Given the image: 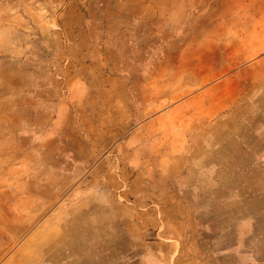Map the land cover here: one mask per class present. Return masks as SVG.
<instances>
[{"label":"rangeland","instance_id":"obj_1","mask_svg":"<svg viewBox=\"0 0 264 264\" xmlns=\"http://www.w3.org/2000/svg\"><path fill=\"white\" fill-rule=\"evenodd\" d=\"M0 264H264V0H0Z\"/></svg>","mask_w":264,"mask_h":264}]
</instances>
